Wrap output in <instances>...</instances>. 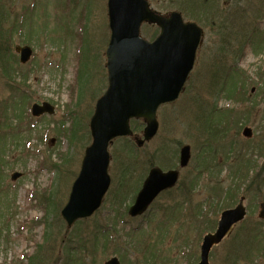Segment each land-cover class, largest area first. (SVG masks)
I'll list each match as a JSON object with an SVG mask.
<instances>
[{"label":"rangeland","instance_id":"rangeland-1","mask_svg":"<svg viewBox=\"0 0 264 264\" xmlns=\"http://www.w3.org/2000/svg\"><path fill=\"white\" fill-rule=\"evenodd\" d=\"M148 1L163 13L175 9L180 0ZM229 1L228 5L248 7L247 14L237 11L232 17L230 12V28L236 30L242 24L249 32L244 40L249 38L242 41V35L231 32L227 55L222 57L223 41L206 29L183 92L176 101L158 109L157 135L145 146L133 149L131 157H124L125 141L117 140L110 146L115 159L111 158L109 164L111 184L107 197L93 215L67 227L60 210L79 170L84 147L90 142L88 125L85 127L84 123L88 124L95 101L106 88V0H0V37H7L9 45L27 44L33 50L30 61L21 65L10 46L7 66L12 71L7 77H15L18 91L7 88L8 78L0 67V264H104L112 256L120 264H196L203 231L215 227L225 198L235 197L246 188L249 225L247 221L239 227L237 224L222 243L213 247L209 264H264L261 252H256L257 259L252 260L228 257L229 250L239 245L240 237L245 235L242 231L246 224L264 229V220L257 218L256 205L257 199L264 200V174L261 178L254 176L260 168L264 169V153L259 151L260 145L264 147V94L258 91L264 89V82L260 81L264 75V0ZM155 31L146 25L140 30L145 38ZM79 45L86 51L83 65ZM232 52H237V56ZM228 65L236 72L228 73L226 81L235 78L237 82L235 74L246 78L245 92L249 93L248 98L253 97L251 103L237 104L227 96L233 81L224 91H208L210 84L216 83L212 71ZM43 101L55 106V114L33 118L31 104ZM198 101L207 105L212 102L221 109L250 107V112L231 125L204 120L202 133L197 129L198 123H191L199 117ZM67 108L75 111L79 126L68 122L71 118L66 115ZM61 123L66 124L62 131L73 127V139L68 133L59 135L57 127ZM244 126L252 129L251 137L241 135ZM184 144L190 145L191 158L187 167L180 170V178L183 184L197 181L191 185V189H196L189 200L184 201L189 194L185 187L176 186L158 196L143 215L131 218L125 214L130 193L126 196L121 191L122 183L126 180L130 185L139 179L147 156L156 163L175 165L179 147ZM250 145H255L251 154ZM243 155L254 166L252 176L244 180L238 175L245 165ZM201 158L217 166L211 170L200 168ZM124 162L130 165V171L124 170ZM14 171L22 174L11 181ZM232 203L233 207L236 202ZM83 238L85 244L79 242ZM256 247L264 252V241Z\"/></svg>","mask_w":264,"mask_h":264},{"label":"water","instance_id":"water-1","mask_svg":"<svg viewBox=\"0 0 264 264\" xmlns=\"http://www.w3.org/2000/svg\"><path fill=\"white\" fill-rule=\"evenodd\" d=\"M107 10L110 28L106 48L108 87L95 104L89 122L92 142L85 149L79 173L61 210L67 226L78 218L90 216L100 206L110 184L107 146L115 137L131 135L130 119L142 118L146 122L143 139L137 140L138 145L154 136L158 128L156 109L178 97L193 66L202 33L195 23H184L178 12L162 16L151 10L146 0H107ZM143 21L160 27L159 35L152 42L139 36ZM14 50L21 63L27 62L32 54L29 46L15 45ZM31 112L33 115L53 113V107L45 102L35 103ZM250 133L249 128L243 130L245 136ZM189 156V146H184L180 151L181 166L187 164ZM19 175L13 173L12 180ZM177 175L174 170L162 172L152 168L129 214L135 216L145 211L160 191L174 185ZM243 216L241 204L221 213L217 230L203 238L198 264H208L210 248L228 235L233 224ZM259 216L264 218V204H261ZM105 264H118V261L111 258Z\"/></svg>","mask_w":264,"mask_h":264},{"label":"trees","instance_id":"trees-1","mask_svg":"<svg viewBox=\"0 0 264 264\" xmlns=\"http://www.w3.org/2000/svg\"><path fill=\"white\" fill-rule=\"evenodd\" d=\"M189 5H188V10H191V12L192 11H195L194 10V8L196 7V5L197 4H195V1H194V5H193V2L191 1V0H189V1H186ZM184 1L181 3V9L182 10H184L185 9V7H187V6H184ZM191 5V6H190ZM193 5V6H192ZM242 35H244V34H242ZM10 46L11 45H9V42H8V38L6 37H4V36H2V37H0V67H1V69H2V72H3V76H5L6 78H8V80L6 81V85H7V87H9L10 89H15V87H16V84H14V80H15V78L13 77L12 79H10L9 77H7V75L8 74H10V72L12 71L10 68H8V66H7V60H8V57H7V55L8 54H11L10 53V50H11V48H10ZM11 81V82H10ZM199 121H200V123L201 122H203L204 120H207V116H206V114L205 113H200V115H199ZM201 119H202V121H201ZM136 128L135 129H139V126L137 125V126H135ZM201 127H203V126H200V128ZM73 132H74V130H72L71 131V138L73 139L74 138V136H75V134H73ZM129 149L130 148H128V149H126V151H127V155L126 156H124V157H127V156H130L131 157V155L129 154L130 153V151H129ZM125 154V153H124ZM124 157H121V159L124 161ZM114 159H115V157H114ZM146 162H148L147 164L148 165H151L152 164V162H151V159L149 158V159H147L146 160ZM147 165V166H148Z\"/></svg>","mask_w":264,"mask_h":264},{"label":"flooded vegetation","instance_id":"flooded-vegetation-1","mask_svg":"<svg viewBox=\"0 0 264 264\" xmlns=\"http://www.w3.org/2000/svg\"><path fill=\"white\" fill-rule=\"evenodd\" d=\"M185 20H189V19H185ZM212 24H213V21H212ZM202 27H203V29L205 30V27H206V26H202Z\"/></svg>","mask_w":264,"mask_h":264}]
</instances>
